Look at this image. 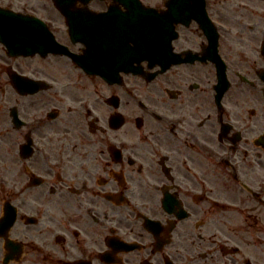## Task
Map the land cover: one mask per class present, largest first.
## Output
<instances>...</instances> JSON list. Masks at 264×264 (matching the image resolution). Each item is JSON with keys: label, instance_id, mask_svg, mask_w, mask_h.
<instances>
[{"label": "flooded vegetation", "instance_id": "flooded-vegetation-1", "mask_svg": "<svg viewBox=\"0 0 264 264\" xmlns=\"http://www.w3.org/2000/svg\"><path fill=\"white\" fill-rule=\"evenodd\" d=\"M141 1L182 19L162 73L0 44V264H264V0Z\"/></svg>", "mask_w": 264, "mask_h": 264}, {"label": "water", "instance_id": "water-1", "mask_svg": "<svg viewBox=\"0 0 264 264\" xmlns=\"http://www.w3.org/2000/svg\"><path fill=\"white\" fill-rule=\"evenodd\" d=\"M115 1L124 4L128 12L112 10L94 14L84 11L85 16L89 15L85 18L71 10V0H54L66 17L73 42H83L87 46V56L109 58L108 62H90L86 56L80 59L81 56L69 52L67 47L57 42L44 21L3 7H0V42L14 56L68 53L88 72L113 78L136 61L147 60L150 66L160 64L166 67L171 51L169 36L177 20H169L165 14H156L141 5L139 0Z\"/></svg>", "mask_w": 264, "mask_h": 264}, {"label": "rangeland", "instance_id": "rangeland-1", "mask_svg": "<svg viewBox=\"0 0 264 264\" xmlns=\"http://www.w3.org/2000/svg\"><path fill=\"white\" fill-rule=\"evenodd\" d=\"M9 2L8 6L18 11L22 10L24 8L23 5L25 4L35 7L44 5L45 9H41L37 15L44 18L48 24H50L54 33H67L65 20L55 9L51 0H10Z\"/></svg>", "mask_w": 264, "mask_h": 264}, {"label": "bare ground", "instance_id": "bare-ground-1", "mask_svg": "<svg viewBox=\"0 0 264 264\" xmlns=\"http://www.w3.org/2000/svg\"><path fill=\"white\" fill-rule=\"evenodd\" d=\"M115 18V17H114Z\"/></svg>", "mask_w": 264, "mask_h": 264}]
</instances>
